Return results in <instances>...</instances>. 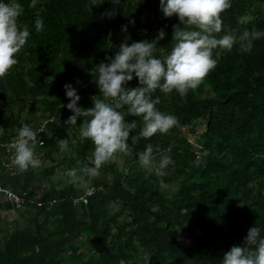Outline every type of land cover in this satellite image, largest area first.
<instances>
[{"label":"trees","instance_id":"16d2710c","mask_svg":"<svg viewBox=\"0 0 264 264\" xmlns=\"http://www.w3.org/2000/svg\"><path fill=\"white\" fill-rule=\"evenodd\" d=\"M18 2L31 34L18 64L0 80V143L16 138L22 122L33 123L34 130L44 129L36 147L41 165L56 161L43 174L53 175L56 167L82 173L95 145L79 137L83 118L65 123L73 113L64 85L77 88L79 106L93 107L92 97L99 95L95 67L125 41L152 40L160 29L166 35L156 55H166L179 18L165 17L160 0H121L114 18L102 16L113 9L111 0L93 6L92 0H38L35 9L27 7L31 0ZM241 17L247 21L240 23ZM37 18L44 22L39 33ZM221 18L219 36L264 31V0H231ZM216 51L217 66L195 90L183 97L175 90L153 94L161 99L157 108L179 120L167 134L143 138L142 117L127 115L125 107L128 122L137 121L128 141L132 152L114 156L123 157L121 166L113 158L98 177L84 176L93 192L69 179L15 184L11 189L20 193L24 210L0 224V264H222L251 227L264 236V38L251 54L238 43L231 51L214 50V58ZM138 84L134 76L128 87ZM59 139H68L70 151H60ZM148 144L172 157L162 178L166 188L154 170L139 165ZM6 154L1 148L0 175L11 162Z\"/></svg>","mask_w":264,"mask_h":264},{"label":"clouds","instance_id":"9594fccd","mask_svg":"<svg viewBox=\"0 0 264 264\" xmlns=\"http://www.w3.org/2000/svg\"><path fill=\"white\" fill-rule=\"evenodd\" d=\"M113 9L106 10L102 16L114 18L116 6L121 0H111ZM38 0H31L28 8L35 9ZM98 5L92 0V6ZM231 7V0H160V9L165 17L178 16L180 23L173 26L171 51L166 55L157 56L158 43L166 33L160 29L152 39L125 41L119 46L114 56L106 58L95 67V81L99 95L92 97L93 107L79 106L81 97L77 88L66 83L64 88L69 99L66 107L73 115L65 121L75 125L83 118L79 128L81 140H91L95 149L91 163L85 164L80 171L89 179L99 176L101 167L110 162L116 154L130 155L132 148L129 137L137 128V121L128 122L127 115L142 117L143 126L140 136L145 139L156 133L167 134L178 126L176 116L160 111L159 96L153 98L157 89L165 94L175 90L180 96H186L189 90H195L215 69L221 51H231L237 43L244 54H251L255 41L264 38V31L245 30L242 34H225L219 36L223 28L221 14ZM25 7L18 0H0V80H3L12 68L18 64V53L25 47L30 37L28 23L21 21ZM246 17L240 18L245 23ZM44 29L42 19L35 20L37 33ZM127 31V25L122 26ZM94 75V74H93ZM138 78L136 87H128V83ZM77 83H81L77 80ZM39 132H44L41 128ZM38 132L28 123L22 122L18 138L8 145L14 150L12 164L19 171L25 172L30 167L41 166V159L36 154ZM133 144L135 138L133 137ZM43 144V141H40ZM62 153L70 151L68 139H59ZM156 153L159 154L157 160ZM172 163V157L161 151L159 146L146 145L139 153V165L145 170H154L160 177L162 187H167L162 179L167 175L166 169ZM70 183H80L82 177L75 168L67 172ZM172 191L178 190L173 186ZM179 230V229H177ZM222 264H264V236L261 228L253 226L248 230L242 245H234L225 253Z\"/></svg>","mask_w":264,"mask_h":264},{"label":"rangeland","instance_id":"374dc122","mask_svg":"<svg viewBox=\"0 0 264 264\" xmlns=\"http://www.w3.org/2000/svg\"><path fill=\"white\" fill-rule=\"evenodd\" d=\"M21 116L22 117H27L30 120V122H33L34 121L32 119L33 118V115L32 114H28L27 111H23L21 113ZM31 126H33V123H31ZM189 136L191 137V135H189ZM191 139L194 140L193 137H191ZM114 160L117 162L118 166H121V164L124 161L123 157H120V156L114 157ZM55 163H56V161L53 159V160H47L44 164H42L38 168H31L30 167V170L27 173V177L29 178V186H32V185H34V186H41V185H46L47 183H52V184H56L57 185V181H65L67 179L70 180V178L67 175L68 170L67 169H61L59 167H56V170H54V174L53 175L47 176V175L43 174L44 168H49L52 165H54ZM8 174H9V172L5 173V177L6 178H7V176H10ZM77 174L82 177V179L80 181V185L83 188H85V189L87 187L89 188L90 185L87 182H85L83 173H80L77 170ZM15 179L16 180H14V179L13 180L16 182V184L17 183H19L18 185H21L22 184V181H23L22 177H16ZM1 181L6 183V179L4 177L1 178ZM37 189H38V187H37ZM23 210H24L23 207L15 208L14 210H9V209H6L5 210L4 209L1 212V214H0V224L1 223H4L5 221H8L10 219L11 220L14 219V218L17 219L18 218V215Z\"/></svg>","mask_w":264,"mask_h":264},{"label":"built area","instance_id":"2783aa9c","mask_svg":"<svg viewBox=\"0 0 264 264\" xmlns=\"http://www.w3.org/2000/svg\"><path fill=\"white\" fill-rule=\"evenodd\" d=\"M42 127L38 128L37 132H38V143L40 144V141H43L42 139V132L40 133L39 130ZM18 137L14 138L13 140L9 141V142H4V143H0V149L1 148H5L7 151V154L5 155V158L7 157L11 162L10 164L7 166V171L11 174H14V168L12 167V159L14 156V150L11 149L10 147H8V145H10L11 143H13ZM1 158V156H0ZM94 191V187H89L87 190V193H91ZM0 196H2L6 201H8L10 204H12L14 206V208H20L23 205V199L20 195V193H18L17 191L5 186L4 184L0 183Z\"/></svg>","mask_w":264,"mask_h":264},{"label":"crops","instance_id":"0c3cea01","mask_svg":"<svg viewBox=\"0 0 264 264\" xmlns=\"http://www.w3.org/2000/svg\"><path fill=\"white\" fill-rule=\"evenodd\" d=\"M28 171H29V169L27 170V171H25V172H17V173H14V174H11V173H9L8 175H10V176H7V178L5 177V174H3V175H0V183H2V184H4V185H6L7 187H9V188H14V186H15V184H16V182L14 181V180H16L15 178L16 177H22V179H23V181H22V184L21 185H27V186H29V178L27 177V173H28ZM2 177H4L5 179H6V183L5 182H2L1 181V178ZM14 180H13V179ZM19 183H17V185H18ZM13 206H11V204L8 202V201H6L2 196H0V214H1V212L5 209H9V210H12L11 208H12ZM21 213V212H20ZM5 215V214H4Z\"/></svg>","mask_w":264,"mask_h":264}]
</instances>
